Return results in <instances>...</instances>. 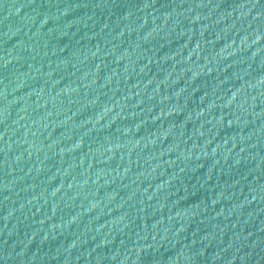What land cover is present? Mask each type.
I'll list each match as a JSON object with an SVG mask.
<instances>
[{
    "label": "water",
    "instance_id": "water-1",
    "mask_svg": "<svg viewBox=\"0 0 264 264\" xmlns=\"http://www.w3.org/2000/svg\"><path fill=\"white\" fill-rule=\"evenodd\" d=\"M0 264H264V0H0Z\"/></svg>",
    "mask_w": 264,
    "mask_h": 264
}]
</instances>
